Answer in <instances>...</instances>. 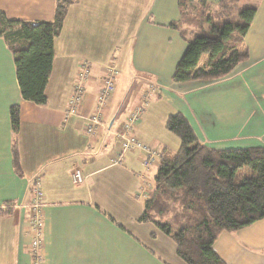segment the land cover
<instances>
[{"label": "crops", "instance_id": "0c3cea01", "mask_svg": "<svg viewBox=\"0 0 264 264\" xmlns=\"http://www.w3.org/2000/svg\"><path fill=\"white\" fill-rule=\"evenodd\" d=\"M205 1L215 10L220 0ZM250 1L257 11L242 42L246 57L227 76L209 82L172 81L185 49L180 34L169 27L180 19L177 0H80L71 6L53 43L44 106L21 98L13 56L0 38V264H32L26 206L35 182L44 203L42 264H155L156 257L161 264L163 258L153 248L158 232L138 222L143 212L140 192L147 182L146 189H153L156 167L145 169L141 150L122 153L116 135L141 107L131 134L152 150H178V138L165 128L167 118L176 113L186 116L199 141L208 146L264 147V0ZM143 3L163 19L152 13V24L143 12L139 23L131 19L124 26V17L127 20ZM54 5L55 0H0V12L8 20L49 22ZM111 62L118 71L115 91L95 133L89 135L85 124L97 105L103 69ZM81 63L89 65L90 77L76 114L65 116ZM223 80L226 99L233 104V130L227 135L191 107L199 98L205 101L194 89L213 90ZM149 90L152 93L144 95ZM15 105L16 135L10 124ZM240 124L245 127L237 133ZM14 139L19 171L12 161ZM75 170L84 177L83 184L72 183ZM216 253L232 264L222 252Z\"/></svg>", "mask_w": 264, "mask_h": 264}, {"label": "trees", "instance_id": "16d2710c", "mask_svg": "<svg viewBox=\"0 0 264 264\" xmlns=\"http://www.w3.org/2000/svg\"><path fill=\"white\" fill-rule=\"evenodd\" d=\"M79 1L55 0L49 22L8 20L0 12V38L13 56L24 101L46 105L53 43L68 9ZM244 4L220 0L213 10L205 0H177L180 19L169 27L180 34L185 49L172 73L175 84L220 79L244 60L243 38L257 11L254 3ZM10 124L16 135V105L10 108ZM165 128L180 145L174 153L163 149L156 159L153 189L142 201L138 222L153 225L171 239L185 264H228L213 248L220 235L264 222V147L208 146L182 113L170 115ZM12 161L19 171L15 139Z\"/></svg>", "mask_w": 264, "mask_h": 264}, {"label": "rangeland", "instance_id": "374dc122", "mask_svg": "<svg viewBox=\"0 0 264 264\" xmlns=\"http://www.w3.org/2000/svg\"><path fill=\"white\" fill-rule=\"evenodd\" d=\"M246 1L253 3L250 0ZM246 1H244V3H246ZM144 5L145 4L143 3L142 6L137 7L138 9L135 10V13L132 10L133 15H130L127 20V17H124V22L122 24L126 26L127 22L131 19H133L134 24L139 23V17L143 14V12H145L146 20L149 19V22L151 21L152 24H155L154 21L152 22V19L154 18L152 13L156 18L163 19L162 17H158L157 13L155 11H152L150 6L144 7ZM128 25L132 28L134 27L133 23H128ZM166 27H168V25ZM137 31L138 29L136 28V34ZM142 38L143 35L138 39V44L141 42ZM257 68L258 67H256V69ZM241 82L242 81H240V83ZM219 83L220 84L218 85H214L215 88L213 90L207 89L206 87H199L194 89L193 92L198 95H202L205 101L200 103L201 99L199 98L198 103H191V107L192 109H196L199 111L205 123L217 125V129L222 130L223 134L227 135L233 130V120L229 119L233 104L226 99L227 82L225 81ZM151 93L152 90L145 91L144 95L148 96ZM187 104L189 105V102ZM136 109H134V111ZM142 111L143 109L141 110V112ZM244 127L245 125L242 126L240 124V126L236 127V132H243ZM228 146L234 145H221V148H235ZM155 166L157 167V164ZM149 186L150 185L147 182V184L142 187V192L146 187ZM151 191L152 190H147L145 192L146 196L143 197V200L148 198V195ZM256 225L257 226H252L242 231L221 234L218 240L213 245L214 250L218 253L222 252L224 258L232 264H264V222H258V224ZM158 235V238L153 240V248L162 256L163 259H161L160 261L161 264H185L176 256L175 245L172 240L160 233H158ZM155 261V264H158L157 257L155 258Z\"/></svg>", "mask_w": 264, "mask_h": 264}, {"label": "built area", "instance_id": "2783aa9c", "mask_svg": "<svg viewBox=\"0 0 264 264\" xmlns=\"http://www.w3.org/2000/svg\"><path fill=\"white\" fill-rule=\"evenodd\" d=\"M78 77L72 86V94L68 100L65 108V116L75 115L78 106L83 100L84 95V84L90 77V68L87 63H81L79 65ZM118 78V71L113 62L109 63L103 69V77L101 79V86L96 95V108L95 111L90 115L85 124V131L89 135L95 133L96 128L100 124V114L108 102L111 100L112 95L115 91L116 81ZM141 107H138L133 111L126 123L124 124L120 133L116 135V138L121 142V152H126L131 149H138L144 152V167L147 171H150L153 167H156V159L160 157V151L152 150L136 141V139L131 134V129L135 122L138 120L141 114ZM72 183L75 185H80L84 183V177L78 170H75L71 175ZM145 178H142V184L145 183ZM147 189L140 192L142 197L146 196ZM43 193L38 182H35L31 189V201L26 206L29 211V216L27 219L28 233L30 236L28 243V255L31 258L32 264H42L44 261L43 254V228H44V218H43Z\"/></svg>", "mask_w": 264, "mask_h": 264}]
</instances>
